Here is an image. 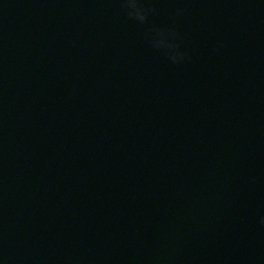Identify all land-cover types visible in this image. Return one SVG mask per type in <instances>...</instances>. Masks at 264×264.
Instances as JSON below:
<instances>
[{
    "label": "water",
    "instance_id": "water-1",
    "mask_svg": "<svg viewBox=\"0 0 264 264\" xmlns=\"http://www.w3.org/2000/svg\"><path fill=\"white\" fill-rule=\"evenodd\" d=\"M139 4L0 0V264H264V0Z\"/></svg>",
    "mask_w": 264,
    "mask_h": 264
},
{
    "label": "clouds",
    "instance_id": "clouds-1",
    "mask_svg": "<svg viewBox=\"0 0 264 264\" xmlns=\"http://www.w3.org/2000/svg\"><path fill=\"white\" fill-rule=\"evenodd\" d=\"M122 4L126 9L129 18L135 19L140 23H144L146 21V10L140 6L139 0H122ZM177 14H179V11ZM153 32L155 33V36L153 37V46L156 48H162L156 43V41L164 39L165 33L159 29H154ZM168 35L175 36L176 34L173 32H169ZM155 37H159V39H156ZM177 47V45L163 46V48H166L168 50L166 54L172 53ZM184 55L185 54L176 52L175 55H170L169 58L173 61V63H177L179 62V60H182L184 58ZM260 223L261 225H264V217L261 218Z\"/></svg>",
    "mask_w": 264,
    "mask_h": 264
}]
</instances>
